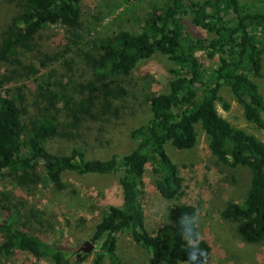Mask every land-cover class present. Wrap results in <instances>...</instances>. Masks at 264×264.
<instances>
[{"label": "trees", "instance_id": "obj_1", "mask_svg": "<svg viewBox=\"0 0 264 264\" xmlns=\"http://www.w3.org/2000/svg\"><path fill=\"white\" fill-rule=\"evenodd\" d=\"M11 2L16 3L17 13L0 33V180L9 178L17 186L35 184L42 170L41 182L62 190L67 173L119 174L123 203L101 210L90 238L97 247L93 264H105V259L122 264L116 251L118 236L124 232L147 254L149 264H203L209 246L199 240L198 248H193L181 236L180 220L185 215L182 223L189 229L188 237L193 236V206L170 207L167 222L151 234L145 227L141 203L148 166L160 177L157 189L161 197L172 200L182 194V178L165 145L179 151L193 149L200 126L219 163L246 168L251 174L244 201L228 203L223 218L237 223L244 242H264V143L231 126L215 107L222 101L221 88H229L245 119L264 132V96L254 80L263 78L264 0H167L152 6L139 32L122 30L94 43L90 52L78 47L81 0ZM185 20L207 37L191 36ZM59 27L69 35L67 43L53 33ZM73 48L83 56L94 78L72 87L71 93L79 100L65 91L71 84L65 72L52 82L48 80L52 74L47 80L44 75L56 63L71 71L72 60L66 56ZM155 54L174 65L170 70L173 80L168 92L150 99V118L130 130L128 136L135 144L132 150L105 160L88 158L79 146L68 155L47 151L45 144L55 137L84 143L97 140L105 125L118 118L117 103L126 95L118 80ZM27 91L33 94L31 103ZM223 106L228 109L227 104ZM20 205L12 192L0 193V256L9 258L22 252L50 264H73L72 251L43 243L29 233L19 219ZM190 252L193 261H189ZM74 255L76 263L89 256Z\"/></svg>", "mask_w": 264, "mask_h": 264}, {"label": "rangeland", "instance_id": "obj_2", "mask_svg": "<svg viewBox=\"0 0 264 264\" xmlns=\"http://www.w3.org/2000/svg\"><path fill=\"white\" fill-rule=\"evenodd\" d=\"M12 0H0V33L9 18L17 13L16 3ZM167 0H81V37L79 46L84 52H90L94 43L107 37H113L125 30L139 32L143 19L151 11L152 6L161 5ZM203 1V0H195ZM254 0H240L241 3ZM187 31L194 37H207L200 29L184 21ZM53 33L67 43L69 35L61 27L53 28ZM55 34V35H56ZM66 40H64V39ZM50 43V41L48 42ZM76 49L66 56L72 60L71 71H65L61 64L50 65L45 71V79L50 82L56 76L64 74L70 77L71 84L65 87L69 95L72 87L86 84L94 80L93 73L82 55ZM205 66L212 67L210 62ZM174 65L160 54L141 61L131 75L118 80V86L126 91V95L117 103V116L110 126L98 134L97 140L88 139L86 143L80 139L55 137L45 144L49 153L68 155L75 147H82L88 158L105 160L111 155H122L135 146L129 138L130 130L145 123L149 118L150 99L169 90L173 80L170 70ZM52 70L54 72H52ZM263 78L254 79L264 96V59ZM64 84L67 80H63ZM32 89V88H31ZM33 91V90H32ZM32 92L27 91V101L33 100ZM219 96L222 101L216 102L219 115L231 126L255 136L264 143V132L248 122L242 107L236 102L227 87L221 88ZM79 100L78 95H73ZM228 105L225 109L223 104ZM119 108V109H118ZM120 108L124 109L122 111ZM196 146L187 151H179L170 144L165 150L172 162L177 166L182 178V194L175 199L167 200L160 196L157 189L159 176L154 174L150 166L146 167L141 203L145 217L146 230L155 234L157 229L167 222L168 210L176 204H186L196 209L195 224L197 232L210 248L203 264H264V242L246 243L237 233V223L226 220L222 216L228 203H242L250 186V171L242 167L223 165L212 156L208 148V140L200 126H197ZM42 170L39 171L38 182L17 186L8 178L0 180V193L9 191L21 202L19 219L29 233L41 242L54 247H64L74 254L85 242H90L96 224L101 219V210L105 206H121L123 196L119 184V174L84 175L67 173L63 175L62 190L42 183ZM40 180V181H39ZM80 263L93 264L94 253ZM117 257L122 264H149L147 254L131 239L129 233L118 236ZM0 264H50L47 259L36 260L22 252H16L9 258L0 256ZM105 264H110L105 259Z\"/></svg>", "mask_w": 264, "mask_h": 264}, {"label": "clouds", "instance_id": "obj_3", "mask_svg": "<svg viewBox=\"0 0 264 264\" xmlns=\"http://www.w3.org/2000/svg\"><path fill=\"white\" fill-rule=\"evenodd\" d=\"M187 217V215L181 217L180 220V224L182 226V232H181V236L183 239H185L187 241V243L192 246L193 248H198V243L199 240L201 239L200 234L196 231V228L198 227V217H197V223L195 224V226L191 229L193 236L192 238H189L187 233L189 231V229L182 223V218ZM195 259L194 255L190 252L189 254V261H193ZM186 264H188V262H186Z\"/></svg>", "mask_w": 264, "mask_h": 264}, {"label": "water", "instance_id": "obj_4", "mask_svg": "<svg viewBox=\"0 0 264 264\" xmlns=\"http://www.w3.org/2000/svg\"><path fill=\"white\" fill-rule=\"evenodd\" d=\"M93 250V244L90 242H85L82 247L77 250V257H80L81 254H89Z\"/></svg>", "mask_w": 264, "mask_h": 264}]
</instances>
